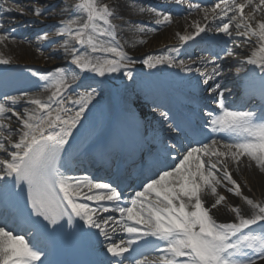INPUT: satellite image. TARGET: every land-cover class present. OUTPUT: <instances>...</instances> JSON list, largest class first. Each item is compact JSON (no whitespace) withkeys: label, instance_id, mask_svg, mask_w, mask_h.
<instances>
[{"label":"snow or ice","instance_id":"6c2138e0","mask_svg":"<svg viewBox=\"0 0 264 264\" xmlns=\"http://www.w3.org/2000/svg\"><path fill=\"white\" fill-rule=\"evenodd\" d=\"M174 3L180 5L182 0H174ZM245 7L251 8L253 13H264V0L255 4L253 0H218L210 9H201L200 5L194 4L190 10H203L205 19L209 12L213 13V22L220 20L216 31L229 38L233 37V32L244 37L245 42L255 37V50L246 62L264 72V20L256 21L253 26L255 18L251 14L247 17L243 15ZM11 11L8 0H0V13ZM32 11L36 16L45 15L39 7H34ZM139 11L154 13L157 25L170 23L172 19L167 11L144 7ZM73 13L67 20L61 21L55 35L74 41L71 46L65 43L61 47L70 56L69 63L78 71L59 66L46 73L30 70L33 77L44 82L45 91H50V95L41 98L23 92L20 95L5 94L0 100V153L5 154L0 157V207L7 209L16 197L25 194L26 188L30 216L46 222L43 224L44 231L53 236L71 238L74 234L65 232V223L62 222H66L71 229L74 219L78 218L89 229L97 230V233H85L81 229V239L87 241L98 234L108 241L106 254L110 258L106 257L100 264H256L253 256L264 260V204L245 196L244 201L253 209L251 215H242L239 207H232L234 219L218 222L211 214L226 199L217 191V185L222 183L218 173L227 184L232 185H224L228 192L242 195L240 185L232 178L227 163L221 158L230 157L239 163L241 157H246L264 171V110L260 113L234 111L226 106L224 91H219L221 85L217 80L221 76L219 64H215L207 76L200 67H196L195 72L205 77V85L214 81L207 91L210 96L216 94L220 109L219 114L207 113L210 120L205 128H210L212 133H229L231 139L228 142L221 143L216 139L208 143L194 142L180 123L169 124V131L178 132L188 140V144L186 147L181 145L184 152L178 157V163L161 168L146 178L148 182L135 193L130 206H121L122 193L116 186L87 177L79 179L61 171V154L66 150L65 146L89 105L101 95L96 87L91 86L74 96L68 95L72 85L82 79L79 74L91 72L105 77L110 73L123 72L124 76L132 79L133 72L128 65L136 63L123 51L117 38V25L113 23L116 16L112 7L101 0H79L73 6ZM209 27L211 25L194 24V32L178 34L181 44L194 41ZM8 39V33L0 34V43ZM37 39L47 42L50 40L49 33H42ZM227 53L232 55L231 49H227ZM109 55L113 58H108ZM10 63V59L0 55V65ZM142 63L154 69L163 63L176 65L177 61L171 56H148ZM200 63L213 62L202 59ZM177 66L185 71L193 70L183 60ZM261 86L264 88V76L261 77ZM21 101L34 107L25 108L21 114L16 111V105ZM9 114L16 117L20 125L18 130L9 128ZM160 116L165 121L170 119L167 112H160ZM14 132L19 136L18 140L13 139ZM172 149L179 152L177 144H172L169 151ZM205 157L208 159L205 160ZM213 157L216 159L213 160ZM206 192L216 197L208 207L205 206ZM81 197L96 201L99 206L92 208L87 203H80ZM102 202H111L114 207L110 210ZM101 212H119L120 216L119 219L111 214L105 217L100 215ZM5 220H0V264H53L42 259L47 253L37 243L36 233L27 238L29 234L14 231ZM109 222L113 223V233L119 228L127 233V238L120 237L117 242L108 230ZM157 241L164 247L155 244ZM153 245L158 254L150 260L141 249ZM130 253H137L142 258L133 257Z\"/></svg>","mask_w":264,"mask_h":264},{"label":"bare ground","instance_id":"6f19581e","mask_svg":"<svg viewBox=\"0 0 264 264\" xmlns=\"http://www.w3.org/2000/svg\"><path fill=\"white\" fill-rule=\"evenodd\" d=\"M146 2V0H114V12H115V16L116 18L113 20V22L117 25V29L119 30V33L123 35V38L119 40L122 48H128L129 45L136 46V49H138L140 46H142L143 44H139L140 43V39L138 38L139 34L141 35H150V37L147 39L149 41H152L153 43L162 40V41H170V42H178L179 41V36L178 34H189L195 31L194 28V24L199 23L200 25L204 26L206 19H205V14L200 15L199 12H201V10L195 9V8H191L190 10V6L194 5L193 3L190 4H186L185 0H182V3L180 5H175V6H164V7H159L157 5H154V9H158L161 11H167L171 13L172 19L170 23H166V24H161L158 26H161V30L159 32H155L153 30V28L146 26V27H142L138 24H136L135 18L136 15H138V13H140L139 9L141 7H144L140 2ZM167 1H172L174 3V0H167ZM193 2H196V4L201 6L202 2H199L198 0H193ZM186 4V5H185ZM145 8V7H144ZM149 7H146L145 9H148ZM3 12L1 14L4 15ZM194 14V15H192ZM192 15V16H191ZM190 16L191 18L193 17L195 20L194 22H190ZM122 18V19H121ZM143 19L146 23L152 22L153 20H156L157 17L154 15V13L150 12V11H144L143 12ZM125 23V24H123ZM1 24V23H0ZM143 28L144 31H140V29ZM205 34H210V35H216L217 31L216 29L213 28H208ZM127 35V36H126ZM224 35V34H223ZM126 36V37H125ZM144 36V37H145ZM13 40V41H12ZM8 45H6V47H2L0 46V55H3L5 58H8L11 60V55L14 56V49H17L18 47H23L25 49V44L22 43H18L16 44L14 41L15 39H12ZM225 41V40H222ZM226 42V41H225ZM23 45V46H22ZM138 46V48H137ZM144 46V45H143ZM20 47V48H21ZM225 49H231V51H233L235 48H233L231 45L226 46L225 45ZM190 51V50H189ZM184 54H188L187 50H182V51H176V49L174 48H170V49H163L162 53L165 54L166 56H177L181 53ZM137 51H135L134 54H136ZM161 53V54H162ZM207 61H216V59H211V58H207ZM40 63L48 66L47 58H41ZM37 61V62H39ZM29 69H28V73H31V71H37V72H41V73H45L44 70H42L37 64L35 63H28ZM170 66L167 63H163V64H159L157 65L158 67H162V66ZM236 66L241 65V63H239L238 61L235 62ZM4 65H0V67H2ZM58 66V65H57ZM57 66H51L49 67V71L52 70L54 67ZM203 66L205 68H207L208 73H211L212 67L209 66V63H205L203 64ZM59 67H63L66 70L69 71H77L74 68L71 67H64V66H59ZM170 67H175V69L179 70V66L177 65H171ZM31 70V71H30ZM261 75L264 76V72L261 71L260 73ZM81 76V74H79ZM110 78H111V84H107L106 86H95L101 93L106 94L109 90L110 87H113V89L115 90V93L117 95V99L118 101L121 102L122 107L124 108V112L127 113L129 118H133V119H137V118H141L143 117V120L139 122V124L141 125L142 128H145L147 126H151L153 129V133L151 134V138L153 139V141H156L157 136H158V126L160 122L162 121L163 118L160 116V112H164L162 109H158V108H154L153 107V100L155 99V93L152 92L148 86H143L140 84L138 76L133 74V78L129 79L128 77L123 75V72H117V73H110L107 74ZM16 82V81H15ZM23 82V81H20ZM218 82L220 83L221 86L224 85V81L223 79L219 78ZM88 83L86 81L80 82V83H76L72 85V88L70 89L69 93L73 92H79V91H83L81 89V87L87 85ZM38 84H36L35 80H28L25 81L24 80V92L29 93V95L31 96H40L41 98H47L48 95H50V91H45V88L43 87H39L36 86ZM17 86H22V83H17ZM188 87L192 88L193 85H187ZM34 87V88H33ZM31 89V91H29V89ZM21 89V88H20ZM134 89H140L141 92V97L135 102V103H131L130 104V92ZM8 90L7 87H5L3 89V91ZM159 91H162L161 88L159 89ZM68 93V94H69ZM175 96L177 98L181 97V94L178 92H174ZM101 95L98 96L96 98L95 101H93L92 103L97 102L100 98ZM262 96H264V92H262ZM214 95L211 96V99H214ZM252 97V91L249 92H240V94H238L237 96V102L234 103V105H230L226 96H225V104L229 109H247V110H254L257 107V104H255V102H257V99L254 101V103H250V99ZM246 106V107H245ZM34 106H31V108ZM30 108V107H29ZM259 109H263V105H259L258 106ZM257 108V109H258ZM97 112L98 118L101 120V122L103 121V119L105 118V116H107L110 113V109L108 107L107 104H102L99 109L95 110ZM210 111H215L216 114L219 112L220 113V109L217 108L216 110H210ZM141 116V117H140ZM138 121V120H137ZM94 128L87 130L86 128H76L73 131V135L72 137H70L69 139V143L65 146V149L67 151V165H71L72 168H74L73 166H75V156L83 153L82 151L85 150V148L88 146L90 140L93 139V136L95 134L94 133ZM110 135L113 136L114 141L118 144H120L119 140H120V133L117 131H113V133H109ZM13 138H15V134L13 133ZM183 153L182 149L179 150V155ZM135 160L134 163H131L127 166V169L132 171L135 163L138 160V157L136 159V155H134ZM178 158V156H177ZM176 158V159H177ZM208 158L205 157V160H207ZM213 160H215L216 158L213 157ZM225 160V162L228 165V169L231 171V173L234 176V179L237 181V183L240 185V189L243 193L244 196L252 199L254 202L260 203V204H264V171H262L260 168H258L254 162L249 161L246 157H241L240 162L237 163L235 161H232L230 157H225L222 158ZM149 170V169H148ZM147 175L150 174V171L146 172ZM104 178V176L102 175H91L90 177L87 178H91L93 181H96V178ZM221 178V177H220ZM79 179H83V178H79ZM241 179H243V181H248V183L252 186V188L257 192V195H259V200L256 201L254 200V198L251 197L250 193L247 191V188L245 187V185L241 182ZM222 183L220 185H217V191H224L225 195H226V203L227 204H231L232 207H239L241 209V214L248 216L252 214L253 209H251V207L249 205L246 204V202L244 201L243 197L240 198L237 195H235L234 193H230L226 190V187L224 185L227 184L226 180H223V178H221ZM96 182H100V181H96ZM230 184H227V186ZM229 187V186H228ZM215 196L211 195L210 193L205 194V206L208 207L210 206L211 203L214 202L215 200ZM231 207V208H232ZM231 208L228 209L223 203H221L220 205L217 206L216 209L212 210V215L213 217L218 221V222H227V221H231L234 219L235 217V213H233L231 211ZM27 238H30V235H28ZM40 245L41 246L44 242L43 239H39ZM257 257V258H256ZM253 259L256 260V264H264V260L260 259L258 256H253Z\"/></svg>","mask_w":264,"mask_h":264},{"label":"rangeland","instance_id":"374dc122","mask_svg":"<svg viewBox=\"0 0 264 264\" xmlns=\"http://www.w3.org/2000/svg\"><path fill=\"white\" fill-rule=\"evenodd\" d=\"M155 1H157V0H155ZM164 1H162V2H164ZM78 2H79V0H8V6L12 8V11L10 13L6 12V13H4V15L0 13V23L3 25V27L0 28V34L8 33L9 39L4 43H0V46L6 47V45H8L12 39H15L14 42L16 44H18V43L19 44L20 43L25 44V49H24L23 45H22L23 47L20 46L21 48L18 47L17 49H14L15 53H14V56L11 55V63L9 65H6L5 67H0V71L1 70L8 71L7 72V75H8L7 78H9L10 83L12 81L17 80V79L24 80V78L25 79L39 80L37 77H33L31 75V73L28 74L27 77H25L24 72H21L25 68L28 67V65H25L27 63L38 64V66L41 69H43L44 72H45V70L49 71L48 67L57 66V65L58 66H64V67L69 66L71 68H74V66L69 63L70 56L68 54H66L64 51V48L61 47V45L65 44V43H68L69 46H71L74 44V41H71V38H69V37H57L55 35V33L59 30V26H60L61 21H65L70 16L74 15L73 6ZM101 2L108 4L110 7H112L114 9V0H101ZM216 2H218V0H215V1L212 0L211 3H208V5L204 6V8L210 9L211 7L214 6V4ZM238 2H243V0H238ZM253 2H254V4L258 3V0H253ZM34 7L41 8L42 11L45 12V15H41V16L34 15V13L32 11V9ZM62 9H63V11H62ZM250 14L253 15L255 18L254 21H252L253 26H255L256 21L264 20V13H259V12L253 13L251 8L245 7V9L243 10V15L245 17H247ZM213 15L214 14L212 13V17H213ZM229 15H232V13L229 12ZM141 17H142V15L138 14V19L136 18V20H137L136 22L139 24L142 23ZM238 19H239V16H238ZM212 22L213 21L210 22L207 20L206 25L213 26V24L215 22L220 23L219 19L215 20V22H213V23ZM154 23H155V21L151 24H154ZM219 23H217V24H219ZM123 24H125V23H123ZM153 28H154V31L156 33L160 29L159 26L153 27ZM241 30H243V29H241ZM45 32L49 33L50 40L47 42H42V41L38 40L37 36L42 34V33H45ZM220 34H221V32L218 33V35H220ZM147 37L149 38L150 36H145V37H143L142 35L138 36V38L141 41H143V42L140 41L139 44L142 43L144 45V46L143 45L140 46L139 48L137 46L138 49H136L135 45H133V46L129 45L128 48H123V51L130 58H132L133 60L136 61V63L128 65V67L132 71H135L136 73H138L139 71H143L144 68L149 69L146 65H144L142 63V61L144 59H146L148 56H153V53H155L154 57H156V56L160 57L161 56L160 50H162L163 48L177 47L178 46V45L169 44L171 42H165L162 40H159V41L153 43L152 41H149L147 39ZM117 38H118V40L123 38V35L119 33L118 29H117ZM198 40H199L198 38H195V40L192 41V42H194L193 46H194V49L196 50L195 51L196 53L194 55H192V57L182 56V57H179L178 59L185 61V60L197 58L203 54L213 55V54H215V50H213V47H211V45L205 44V42L209 41V42L213 43L215 41H220L221 39L217 38V40H216V37H212V38L206 37V38H202L199 41ZM255 40H256V38L252 37L250 42H245V38L242 36H237L235 34V32H233L232 38L228 37V40H227L228 44H232L233 47H236L239 49L238 52H234L232 55H229V57H228L229 60H238V61H240V63L244 64L243 67L233 65V66H227L226 69H224L226 74H228L231 82L234 81V78H233L234 73H238L240 75H250V74L254 75V73H255V75H256L259 71H261V69L258 66L250 65L246 62L247 58L255 50V47H256ZM135 51H137L136 54H134ZM146 53H147V56L145 55ZM221 53H222V55H226L225 53H227V52H225V50H221L220 54ZM41 58H47L48 59V61H47L48 66H45V65L40 63L39 60ZM108 58L111 59L113 57H111L109 55ZM226 58L227 57H224V56L222 57V59H226ZM37 61H39V62H37ZM221 68H223V66H221ZM237 68L240 69L239 72L236 71ZM149 71H151L149 74L151 75L152 78L161 77V78H165L166 81H170L169 79H167L164 76L163 72H161L155 68L150 69ZM80 74L82 76V79H80L78 81V83L83 82V81H86L88 83L87 85L81 87L82 90H84L85 88H88L92 85L106 86L107 84H110V82H111V78L108 75H106L105 77H100V76H98L94 73H91V72H85V73H80ZM39 82H41L40 83L41 87H45L43 81L39 80ZM259 83L261 84V79L259 80ZM208 88H210V87H208ZM20 91L22 93L24 92L23 90H20ZM113 93L115 94L114 91L112 92V94ZM68 95H74V94L71 92ZM132 96H133V94H132ZM69 106L71 107V105H69ZM25 108L31 109V106H29V104H27L24 101H21L18 104V106H16V110H18L19 113H21V114H23ZM7 123L9 125L10 129L18 130L20 127V125L17 123L15 116L13 118V121L10 120ZM18 139H19V136L17 135V138L15 140H18ZM8 150L11 151L12 149L10 147H8ZM245 184H246L247 188L250 189V191H251L250 193L252 195H254V197L255 196L259 197V195H257V192L252 188V186H250V184L247 181H245ZM114 216L117 219L119 217L118 214H116ZM0 217H2V214L0 215ZM129 223H131V222H129ZM107 227H108L110 234L112 236H115L113 238L116 239L117 242L119 241L120 237H124L125 239L127 238V233L120 231L119 228H117L116 232H114V233L112 232V228H113L112 222H109ZM96 232H97V230H96ZM116 236H118V237H116ZM98 239H101L102 244L105 245V246H103L102 251H105V253H106V244L108 243V241H105L104 238L102 236H99V235H98ZM156 244H159L160 248L164 247V245L158 241ZM142 251H144V250H142ZM145 253L149 255L150 260L153 259L154 256L157 255V253H147V252H145ZM126 254H128V253H126ZM130 255H132V256L135 255L134 257H136V258H142V257H139L137 255V253H130Z\"/></svg>","mask_w":264,"mask_h":264}]
</instances>
